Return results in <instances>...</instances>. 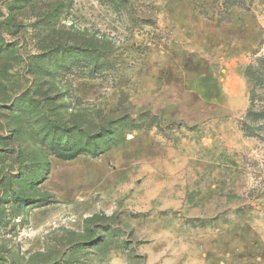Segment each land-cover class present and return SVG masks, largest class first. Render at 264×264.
<instances>
[{"label":"rangeland","instance_id":"1","mask_svg":"<svg viewBox=\"0 0 264 264\" xmlns=\"http://www.w3.org/2000/svg\"><path fill=\"white\" fill-rule=\"evenodd\" d=\"M259 56L264 0H0V264H264Z\"/></svg>","mask_w":264,"mask_h":264},{"label":"trees","instance_id":"2","mask_svg":"<svg viewBox=\"0 0 264 264\" xmlns=\"http://www.w3.org/2000/svg\"><path fill=\"white\" fill-rule=\"evenodd\" d=\"M257 63L255 65H252L250 67V70H252L251 72V77L253 78L254 82L256 85H259V83L261 84L262 81H264V56H259L257 58ZM255 114H260V113H253ZM80 153V150H77L74 153H69V154H59L60 158L63 159H73L76 156H78Z\"/></svg>","mask_w":264,"mask_h":264}]
</instances>
